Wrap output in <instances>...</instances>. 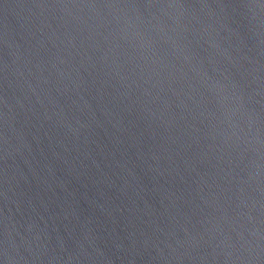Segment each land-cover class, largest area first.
I'll list each match as a JSON object with an SVG mask.
<instances>
[{"label": "water", "instance_id": "obj_1", "mask_svg": "<svg viewBox=\"0 0 264 264\" xmlns=\"http://www.w3.org/2000/svg\"><path fill=\"white\" fill-rule=\"evenodd\" d=\"M0 264H264V0H0Z\"/></svg>", "mask_w": 264, "mask_h": 264}]
</instances>
